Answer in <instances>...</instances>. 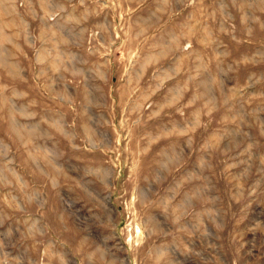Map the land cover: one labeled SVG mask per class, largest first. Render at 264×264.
Here are the masks:
<instances>
[{
    "label": "rangeland",
    "instance_id": "obj_1",
    "mask_svg": "<svg viewBox=\"0 0 264 264\" xmlns=\"http://www.w3.org/2000/svg\"><path fill=\"white\" fill-rule=\"evenodd\" d=\"M0 264H264V0H0Z\"/></svg>",
    "mask_w": 264,
    "mask_h": 264
},
{
    "label": "crops",
    "instance_id": "obj_2",
    "mask_svg": "<svg viewBox=\"0 0 264 264\" xmlns=\"http://www.w3.org/2000/svg\"><path fill=\"white\" fill-rule=\"evenodd\" d=\"M41 30H38L39 32H38V36H41V35H44V34H46L47 33V31H46V29H44V28H40Z\"/></svg>",
    "mask_w": 264,
    "mask_h": 264
}]
</instances>
